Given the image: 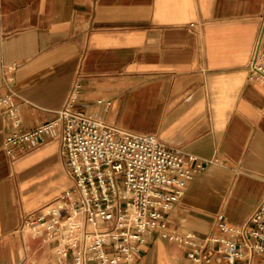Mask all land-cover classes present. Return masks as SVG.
I'll return each instance as SVG.
<instances>
[{
    "label": "crops",
    "instance_id": "obj_1",
    "mask_svg": "<svg viewBox=\"0 0 264 264\" xmlns=\"http://www.w3.org/2000/svg\"><path fill=\"white\" fill-rule=\"evenodd\" d=\"M255 54L264 65V0H0V95L13 76L16 106L0 109V264H54V244L23 222L73 185L59 133L15 159L4 142L55 119L77 84L75 109L217 161L166 213L169 231L217 234L218 214L244 224L264 196ZM186 251L156 231L134 264H191Z\"/></svg>",
    "mask_w": 264,
    "mask_h": 264
},
{
    "label": "built area",
    "instance_id": "obj_2",
    "mask_svg": "<svg viewBox=\"0 0 264 264\" xmlns=\"http://www.w3.org/2000/svg\"><path fill=\"white\" fill-rule=\"evenodd\" d=\"M14 69V65L9 66ZM248 79L264 84V65L253 56ZM0 95V109L16 118L12 89ZM77 84L55 119L5 138L15 150L30 152L58 131L72 187L47 211L28 215L23 227L54 244V264H134L148 236L158 232L187 247L191 264H264V196L240 226L217 215L219 233L200 236L167 229L166 213L183 197L189 182L216 160L184 154L153 133L121 131L77 110ZM106 107L111 101L98 99Z\"/></svg>",
    "mask_w": 264,
    "mask_h": 264
}]
</instances>
